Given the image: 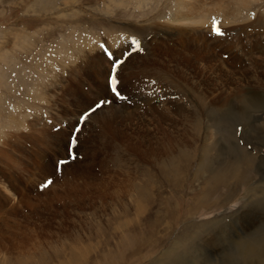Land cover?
I'll list each match as a JSON object with an SVG mask.
<instances>
[{"label":"rangeland","instance_id":"1","mask_svg":"<svg viewBox=\"0 0 264 264\" xmlns=\"http://www.w3.org/2000/svg\"><path fill=\"white\" fill-rule=\"evenodd\" d=\"M192 2L0 0V264H264V0Z\"/></svg>","mask_w":264,"mask_h":264},{"label":"bare ground","instance_id":"2","mask_svg":"<svg viewBox=\"0 0 264 264\" xmlns=\"http://www.w3.org/2000/svg\"><path fill=\"white\" fill-rule=\"evenodd\" d=\"M214 2V1H213ZM216 2V1H215ZM214 2V3H215ZM225 1H223V3H224ZM189 3H192L191 5H189ZM219 3V2H218ZM242 4L243 5V7H247L249 4H250V0H229V2L227 3L226 2V4H222L224 7H225V9L223 8V10H226V9H229V8H232V6L233 5H237V4ZM217 4V3H216ZM216 4H212V6H215L216 7ZM220 4V3H219ZM230 4H231V6H230ZM191 6V8L190 9H193L194 10V8H195V6H193V2H192V0H190V1H188V2H185L184 0H179V7H182V8H186L187 6ZM241 6V5H240ZM201 7V6H200ZM205 8V7H204ZM217 8V7H216ZM221 8H222V6H221ZM180 9V8H179ZM188 9H189V7H188ZM207 10H208V12H209V9H208V7L206 8ZM220 9V8H219ZM183 10V9H182ZM187 11V10H186ZM189 11V10H188ZM201 11V10H200ZM211 12L213 11V10H210ZM205 12V11H204ZM208 12H205L204 14H201L200 15V12L198 13V15H200V16H198L197 15V17H199L198 19H196V20H193V21H191V22H193V23H197V24H200L201 25V23H204V21H205V19H204V16L205 15H207V13ZM189 13V12H188ZM202 13V12H201ZM179 14V13H178ZM190 14V13H189ZM191 15H193L192 14V12H191ZM196 15V14H195ZM208 16V15H207ZM188 17H187V15H186V13H184V11L182 12V14L180 15L179 14V16L178 17H176L175 18V22H181V21H183V20H185V19H187ZM189 20H190V18H189ZM191 24V23H190ZM183 26H185V24H183ZM191 26H192V24H191ZM53 68V67H52ZM133 78V77H132ZM37 90V89H36ZM35 92V91H34ZM35 94V93H34ZM39 94V93H38ZM37 95V94H36ZM38 96V95H37ZM231 100V99H230ZM225 101H227V100H225ZM230 102V101H229ZM228 105H229V103H228ZM218 111V110H217ZM23 120V119H22ZM21 121V120H20ZM22 123V122H21ZM16 124H20V122H19V120L17 119V121H16ZM162 144V143H161ZM208 145V144H207ZM205 148H203V151H204V153H206L207 152V150H206V148H208V146L206 147V146H204ZM162 149V148H161ZM209 149V148H208ZM163 150V149H162ZM167 150V149H166ZM168 151H169V149H168ZM173 151V150H172ZM171 151V152H172ZM202 151V150H201ZM160 152H161V150H160ZM163 152V151H162ZM167 152V151H166ZM170 152V151H169ZM168 152V153H169ZM148 155V154H147ZM178 155V154H177ZM162 164V163H161ZM165 169H166V167H165ZM163 170V169H162ZM234 175V174H233ZM141 189V188H140ZM139 200V199H138ZM139 202L141 203V201L139 200ZM256 209H257V207H256ZM261 231H263V229L261 230ZM262 237V236H261ZM261 237H260V239H261ZM263 237H264V235H263ZM262 237V238H263ZM258 243V242H257ZM256 243V244H257ZM251 244V243H250ZM241 246V245H240ZM248 247H249V245H247ZM263 246H264V244H263ZM245 247H246V243H243L242 244V246H241V251H242V253L244 254V255H248V253H249V250L248 249H246L245 250ZM252 247V246H251ZM250 247V248H251ZM256 247V246H255ZM254 247V248H255ZM258 248V247H257ZM256 248V249H257ZM252 249H253V247H252ZM256 249H255V251H256ZM254 250V249H253ZM261 250H262V248H261ZM250 254V253H249Z\"/></svg>","mask_w":264,"mask_h":264},{"label":"snow or ice","instance_id":"3","mask_svg":"<svg viewBox=\"0 0 264 264\" xmlns=\"http://www.w3.org/2000/svg\"><path fill=\"white\" fill-rule=\"evenodd\" d=\"M214 31H215L217 34H222V33L220 32V30H219L218 27H215V28H214ZM138 46H139V45H138V42H137V47H138ZM109 56H110V58H111V54H110V53H109ZM123 63H124L123 60L115 61V63L113 64L112 75H111V77H110L111 90H112L113 93H114L118 98H120V99H126L125 97H123V96L119 93V91L117 90V87H116V86H117V83H118V79H117V70L120 68V66H121ZM105 103H108V102H106V101H101L99 104L96 105V108L101 107V105H103V104H105ZM92 111H95V109H93ZM87 116H88V113H85L84 117H82L81 119L83 120V119H85ZM77 130H79V129H77ZM72 143H73V145H75V144H76V140L73 139ZM73 158H75V157L73 156ZM59 163H60V164H64V163H66V161H60ZM51 182H52L51 180L47 181L44 185H42V187H47L48 184H50Z\"/></svg>","mask_w":264,"mask_h":264}]
</instances>
